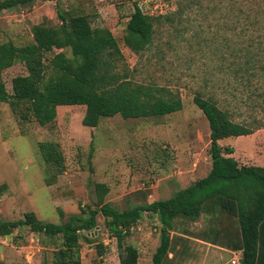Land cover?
<instances>
[{"label": "rangeland", "instance_id": "374dc122", "mask_svg": "<svg viewBox=\"0 0 264 264\" xmlns=\"http://www.w3.org/2000/svg\"><path fill=\"white\" fill-rule=\"evenodd\" d=\"M246 2L38 0L0 10V43L11 41L15 45L30 42L32 27L45 18L50 24H59L58 7L68 14L87 15L91 26L107 28L116 38L124 67L133 81L164 86L183 104L181 110L166 115L125 119L117 114L101 117L96 127H87L81 123L83 105H57L56 118L40 126L32 119L19 121L9 105L0 102V219L16 220L34 211L43 221L59 222L60 208L66 216L96 201V182L108 185L104 200L122 210L157 198L167 199L203 177L211 162L210 138L208 122L193 101L198 92L213 95L237 120L255 121L252 125L260 128L253 133L224 138L219 144L234 148L231 156L238 164L264 166V96H258L264 91V78L251 76L240 81L222 63L228 64L232 57L221 60V50H216L224 43L222 37L257 35L260 25L253 14L239 9L242 4L247 8ZM135 3L147 13L168 16V20L163 18L155 24L153 44L140 54L124 44L126 22ZM61 49L64 48H56L47 56ZM65 51L69 53L68 48ZM237 61L238 58L234 67ZM24 68L15 63L2 70L1 79L8 92L11 77L24 74ZM43 141L60 144L63 169L57 175L47 171L41 158L38 143ZM46 178L50 180L48 184ZM174 221L173 231L194 233L215 242H222V232L218 230L222 223L239 225L237 217L218 209L212 215L179 217ZM169 234L170 248L162 264H222L200 255V250L191 247L189 238L172 231ZM84 235L92 240L87 241ZM81 236L80 264H118L117 240L100 214L93 232H83ZM159 236L157 218L143 217L123 243L135 246L137 264H151ZM55 242L28 226L19 227L0 240V264H50ZM234 259L227 264H239L237 260L231 263Z\"/></svg>", "mask_w": 264, "mask_h": 264}, {"label": "trees", "instance_id": "16d2710c", "mask_svg": "<svg viewBox=\"0 0 264 264\" xmlns=\"http://www.w3.org/2000/svg\"><path fill=\"white\" fill-rule=\"evenodd\" d=\"M35 1L38 0H0V10ZM245 1L247 8L242 4L239 9L253 14L260 25L257 35L242 36L244 39L222 37L223 45L216 48L221 50V60L232 57L228 64L222 63L240 81L251 76L264 78V0ZM57 15L59 24H50L45 18L34 25L32 40L26 44L0 43V102L7 103L19 121L32 119L45 126L56 118V106L61 104L83 105L81 123L87 127H96L101 117L119 114L125 119L145 118L182 109L179 96L164 86L132 80L109 29L93 27L87 15L68 14L59 7ZM163 18L168 20L166 14L147 13L135 3L126 22L124 44L135 54L149 49L155 24ZM56 48L64 49L48 57ZM236 58L238 66L234 67ZM15 63L23 64L25 73L11 77L8 92L1 72ZM258 96H264V91ZM193 101L209 126L211 162L203 177L178 189L167 199L157 198L122 210L104 200L108 185L96 182V201L79 213L64 216L60 208L59 222L43 221L34 211H27L16 220L0 219V237L28 226L32 232L57 241L51 251L50 264H80L81 233L93 232L100 214L105 227L117 240L118 264H137L135 246L123 241L131 226L143 217H152L160 224V236L151 254V264H162L170 248L169 232L174 228V219H197L201 214H215L218 209L238 219L240 242L235 245L241 248L238 263L264 264V166L238 164L231 156L234 148L219 144L221 139L253 133L260 127L252 125L255 121L237 120L234 113L221 107L211 94L204 96L198 92ZM38 147L47 171L57 175L63 169L64 157L59 142L43 141ZM49 182L46 178V183ZM83 238L92 240L85 235Z\"/></svg>", "mask_w": 264, "mask_h": 264}, {"label": "crops", "instance_id": "0c3cea01", "mask_svg": "<svg viewBox=\"0 0 264 264\" xmlns=\"http://www.w3.org/2000/svg\"><path fill=\"white\" fill-rule=\"evenodd\" d=\"M231 155H234V152ZM209 167H210V162H208L207 164V171ZM201 224L205 226L206 222H202ZM232 229H233V232H231ZM218 230L219 232H222V235L219 236L221 237L222 242H215L208 238L198 236L194 233H188L187 231H186L187 233L185 232L186 235L182 233H177L176 231H173V230L171 231L173 233L189 238L190 239L189 243L191 247H194L200 250V255L205 256L208 259L210 258L217 259L218 261H221L222 264H227V262L233 257L234 258L237 257L238 259L239 253L241 251V248L239 247L235 248V245H237L240 242V234L238 231V227L236 226L232 227L230 224L225 222V223H222V226ZM5 237H8V236L0 237V240H2Z\"/></svg>", "mask_w": 264, "mask_h": 264}, {"label": "built area", "instance_id": "2783aa9c", "mask_svg": "<svg viewBox=\"0 0 264 264\" xmlns=\"http://www.w3.org/2000/svg\"><path fill=\"white\" fill-rule=\"evenodd\" d=\"M132 228H133V226H131V227L129 228V230H132ZM235 260H237V261H238L237 257H236V259H234V260H231V263H234V262H235Z\"/></svg>", "mask_w": 264, "mask_h": 264}]
</instances>
